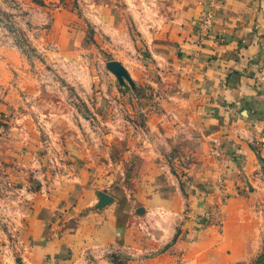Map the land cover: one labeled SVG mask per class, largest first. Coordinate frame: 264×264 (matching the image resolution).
Masks as SVG:
<instances>
[{"label":"rangeland","instance_id":"obj_1","mask_svg":"<svg viewBox=\"0 0 264 264\" xmlns=\"http://www.w3.org/2000/svg\"><path fill=\"white\" fill-rule=\"evenodd\" d=\"M160 7L157 0H0V264H131L149 255L89 247L88 223L112 210L121 223L144 225L149 209L140 196L156 185L145 165L153 148L164 164L158 179L186 174L170 167L167 135L176 124L168 96L181 76L169 70L181 57L153 39ZM257 120L255 131L239 136L247 150L233 155L239 171L220 175L219 193L246 197L244 216L259 214L261 247L251 264H264V115ZM101 193L111 200L101 204ZM218 202L201 212L185 207L176 234L223 232ZM173 241H156L152 253Z\"/></svg>","mask_w":264,"mask_h":264},{"label":"crops","instance_id":"obj_2","mask_svg":"<svg viewBox=\"0 0 264 264\" xmlns=\"http://www.w3.org/2000/svg\"><path fill=\"white\" fill-rule=\"evenodd\" d=\"M157 2L161 7L154 14L159 29L153 39L164 41L172 56L181 57L173 60L169 70L176 77L177 68L181 76L173 78L175 90L168 96L174 100L170 118L176 124L167 135L174 138L170 167L177 164L186 174L184 179L167 175L165 180L158 179L159 166L164 164L153 148L145 165L150 185H156L141 192L149 211L140 220L154 241L144 237L138 221L121 223L110 210L106 217L100 215L88 223L89 247L107 250L117 244L137 254L149 253L131 264H251L261 247L259 214L250 208L244 216L246 211L239 204L244 196H220L219 180L221 174H237L233 155L247 150L239 136L255 131L252 123L264 115V0ZM209 10L214 11V24L204 32L201 15ZM238 177L234 179L240 181ZM215 202L221 204L223 232L207 236L203 230L195 239L184 232L176 234L178 215L187 209L211 210ZM157 212L169 218V226L164 228L157 218L152 221ZM162 239L174 240V246L152 253Z\"/></svg>","mask_w":264,"mask_h":264},{"label":"built area","instance_id":"obj_3","mask_svg":"<svg viewBox=\"0 0 264 264\" xmlns=\"http://www.w3.org/2000/svg\"><path fill=\"white\" fill-rule=\"evenodd\" d=\"M214 11L209 10L204 14V17L202 19V26L204 32H207L214 24Z\"/></svg>","mask_w":264,"mask_h":264},{"label":"water","instance_id":"obj_4","mask_svg":"<svg viewBox=\"0 0 264 264\" xmlns=\"http://www.w3.org/2000/svg\"><path fill=\"white\" fill-rule=\"evenodd\" d=\"M109 66L110 68L117 72V73H121V67H120V64L118 61H110L109 62ZM111 200V196H109L108 194L106 193H101V204H105L107 202H109Z\"/></svg>","mask_w":264,"mask_h":264}]
</instances>
